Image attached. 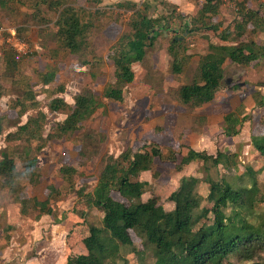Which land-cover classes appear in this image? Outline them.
<instances>
[{
  "label": "rangeland",
  "instance_id": "374dc122",
  "mask_svg": "<svg viewBox=\"0 0 264 264\" xmlns=\"http://www.w3.org/2000/svg\"><path fill=\"white\" fill-rule=\"evenodd\" d=\"M54 1L0 2V25L24 27L22 37L32 44V54L18 62L15 73L7 71L0 49V86L3 91L0 116L5 120L0 134V157L3 150L11 153L31 151L28 170L23 166L24 162L16 160L15 175L9 180L0 179V264H66L69 255L87 253L84 238L88 227L91 224L102 225L104 212L92 206L90 197H81L73 192L60 171L61 165H78L80 150L84 151L85 159L74 176L75 188L84 187L91 192L107 156H118L127 148L143 149L146 146L150 150L158 147L161 155L154 157L152 169L141 173L138 179L148 183L142 200L157 198L155 207L166 212L174 208L169 197L184 176L203 179L211 175L217 179L224 174L243 173L251 167L257 172L258 189L264 193V158L253 145V137L264 132V106L258 103L264 100V52L247 67L227 60L224 64V88L211 102L193 108L179 100L182 85L199 81L200 61L208 52L209 44L224 43L220 39V31L236 32V22L243 19L242 9L260 10L264 0H245L238 3L237 9L220 1L218 13L210 14L205 20L208 25L216 26L218 31L211 28L186 30V22L191 29L194 26L190 21L200 18L199 11L205 4L203 0H67L76 8H84L91 24L88 33L90 45L78 55L70 53L56 39L54 21L57 10L49 7V3ZM119 2L130 4L120 8L117 6ZM135 10L159 17L172 29L147 48L142 62L134 64L135 79L124 89L125 98L122 101L107 100L103 96L104 89L114 81L110 55L129 32V22ZM260 15L264 18V8ZM201 23L198 20L197 27ZM260 26L253 32V24L250 23L242 40L252 39L263 50L264 30L261 29H264V24ZM175 36L180 37L186 47V60L179 71L174 68L179 62L174 65L169 54V45ZM94 56L100 57L101 61L89 67L87 62ZM50 70H55V79L44 86L40 74ZM58 85H65L67 90L55 95H63L69 104L74 103L75 94L86 88L92 89L103 103L74 133L60 135L54 129L68 113L48 108L54 94L45 90ZM29 87L36 92L40 105L29 106L20 117V105L15 106V103ZM40 111L46 113L41 151L36 150L38 140L25 138L14 142L5 139L7 133L16 131L17 125L26 122L29 115L37 116ZM231 111H236L243 122L238 135L226 137L222 127L225 115ZM182 146L212 155L217 151L228 153L236 162L237 169L233 164L231 170L222 165L205 168L203 161L195 160L180 170ZM18 187L20 190L15 192ZM198 191L204 199L201 207H209L206 200L209 183L202 181ZM19 193L20 197L48 201L51 211L42 213L31 204L25 213L17 200ZM113 195L128 205L130 211L134 209L120 194L113 192ZM255 210L259 214L264 213V202L259 203ZM81 213L87 214L82 217ZM115 218L114 211L110 219L115 221ZM130 236L132 242L118 246L109 262H104L97 251L93 256L103 264L153 263L152 250L144 249L133 231ZM229 261L245 264L239 262L235 255H231ZM253 262L264 264V252Z\"/></svg>",
  "mask_w": 264,
  "mask_h": 264
},
{
  "label": "trees",
  "instance_id": "16d2710c",
  "mask_svg": "<svg viewBox=\"0 0 264 264\" xmlns=\"http://www.w3.org/2000/svg\"><path fill=\"white\" fill-rule=\"evenodd\" d=\"M129 4L119 2L117 6L125 8ZM218 5L219 2L212 4L211 0H208L199 11L200 18L190 21L193 22L194 28L189 29L186 22V30L211 28L218 31L216 26L205 22L210 14L218 13ZM49 7L57 10L54 21L57 41L70 53L82 54L90 45L88 33L91 24L87 20L86 10L68 4L67 0H55L49 3ZM263 8L264 4L260 10L244 7L240 13L243 19L235 25L236 32L224 29L219 33L224 43L218 41L209 44L208 52L200 61L199 81L184 84L179 89V100L184 105L200 108L217 96L224 88V64L227 60L247 67L260 57L264 49L260 50L254 40H242V37L250 23L253 24V32L264 24V18L260 15ZM198 20L202 22L200 27H197ZM171 29V25L159 17H151L143 11L135 10L129 22V32L122 37L110 55L114 67V81L104 89L105 99L122 101L125 98L124 89L135 79L134 64L142 62L146 57L147 48L160 35L164 36ZM24 30V27H18L21 36ZM184 43L180 37L175 36L169 45V54L174 59V65L179 62L178 67L174 66L178 71L183 68L186 60ZM1 52L7 71L15 73L19 62L16 54L5 47L1 48ZM99 61L101 58L94 56L87 64L91 67ZM55 73V70H50L40 74L44 86L54 81ZM66 90L65 85L45 90L54 94L48 102L51 111H68L65 119L58 122L54 128L60 135L80 130L103 106L98 95L89 88L75 94L73 104H69L63 95H55ZM2 94L0 86V101ZM258 103L264 106V100L261 99ZM18 104L21 117L29 106L39 107L40 101L33 88L29 87L24 91V96L16 101L15 106ZM45 119L46 113L43 111L38 112L37 116L29 115L26 122L18 124L16 131L7 133L5 139L14 142L25 138L29 141L38 140L40 142L36 150L39 152L44 147L41 140ZM4 121V117L0 116V134L3 132ZM242 122L243 118L236 111H231L224 117L222 132L226 137L236 136L240 132ZM253 145L264 158V132L253 137ZM182 147V158L178 165L180 170L195 160L203 161L205 168L222 165L231 170L234 165L237 169L236 162L232 161L228 153L217 151L212 155L192 147ZM30 154V149L13 153L3 150L0 157V179L9 180L15 175L16 160L24 162L23 166L28 170L31 164ZM160 155L161 150L158 147H151L149 150L145 146L143 149L127 148L118 156H107L98 182L91 192H87L84 187L76 189L74 183L75 174L84 164V151H79L78 165H61L62 178L70 189L78 196L90 197L92 206L104 212L102 225L91 224L88 227V234L84 238L87 253L69 255L66 264H103L97 256H93L95 251L101 255L104 262H109L118 246L132 242L131 231L141 240L144 249L152 250L154 261L151 264H234L229 261L231 255L237 256L239 262L245 264H263L253 262L264 252V213L259 214L255 210L259 203L264 202V193L258 189L257 172L247 167L243 173L224 174L217 179L211 175H206L203 179L184 176L169 197L175 206L166 212L155 207L157 198L148 199L146 202L142 200L148 183L138 179L141 173L152 169L154 157ZM202 181L209 183L207 208L201 207L204 199L198 191ZM51 188L55 191L53 186ZM19 190L18 187L15 192ZM113 192L120 194L134 209L130 211L128 205L125 206L124 202L114 197ZM17 200L25 213L31 204L42 213L51 211L48 201L20 197V193ZM114 211L116 218L111 221L110 214ZM87 213H81V216L84 217Z\"/></svg>",
  "mask_w": 264,
  "mask_h": 264
},
{
  "label": "built area",
  "instance_id": "2783aa9c",
  "mask_svg": "<svg viewBox=\"0 0 264 264\" xmlns=\"http://www.w3.org/2000/svg\"><path fill=\"white\" fill-rule=\"evenodd\" d=\"M207 1L203 0L205 3ZM220 1L230 7L236 6L237 9L238 3L245 0H211L213 3ZM3 47L11 49L16 54L18 61L32 53V44L19 34L18 26L6 27L0 25V49Z\"/></svg>",
  "mask_w": 264,
  "mask_h": 264
}]
</instances>
